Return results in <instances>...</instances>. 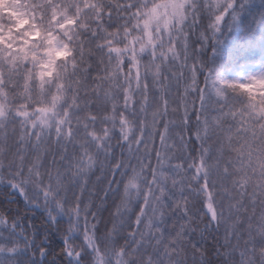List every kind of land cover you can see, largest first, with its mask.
<instances>
[{
  "label": "snow or ice",
  "instance_id": "6c2138e0",
  "mask_svg": "<svg viewBox=\"0 0 264 264\" xmlns=\"http://www.w3.org/2000/svg\"><path fill=\"white\" fill-rule=\"evenodd\" d=\"M254 5L0 0V187L66 264H210L209 237L264 264V60L233 68L264 49ZM36 233L0 208V264H51Z\"/></svg>",
  "mask_w": 264,
  "mask_h": 264
},
{
  "label": "trees",
  "instance_id": "16d2710c",
  "mask_svg": "<svg viewBox=\"0 0 264 264\" xmlns=\"http://www.w3.org/2000/svg\"><path fill=\"white\" fill-rule=\"evenodd\" d=\"M261 11H264V0H255V5L248 14V22L250 23L252 17ZM262 60H264V49L260 47V36L257 35L255 41L249 39L244 51L234 58L233 68L238 63L241 68L246 67L248 70H253ZM13 196L16 197L15 200L12 199ZM0 208H7L13 215L22 214L26 226L31 222L36 227L38 239H43L45 235H48L49 240L45 241V247L50 249V257L47 259L51 260V256H55V260L51 261V264H66L63 257L56 255L63 246V241L55 230L49 231L46 227L42 226V224H46L47 222L39 210H36L35 215H33L32 210L28 209V206L24 204L23 199L18 194H9L3 187H0ZM25 210H27V214H24ZM201 244L208 250L210 264H219L221 258L217 254L215 241L209 237L207 241H202Z\"/></svg>",
  "mask_w": 264,
  "mask_h": 264
}]
</instances>
